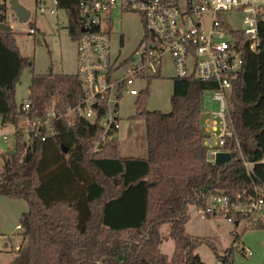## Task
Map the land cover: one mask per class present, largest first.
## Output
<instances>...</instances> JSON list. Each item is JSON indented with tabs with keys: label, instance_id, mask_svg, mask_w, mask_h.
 Segmentation results:
<instances>
[{
	"label": "trees",
	"instance_id": "obj_1",
	"mask_svg": "<svg viewBox=\"0 0 264 264\" xmlns=\"http://www.w3.org/2000/svg\"><path fill=\"white\" fill-rule=\"evenodd\" d=\"M62 1L76 41L83 24L80 2ZM259 25L262 44L257 51L244 48V64L229 90L232 135L223 149L231 157L224 164L208 160L202 111L203 94L219 84L195 75L172 77L168 112L148 108L149 85L137 95L133 118L146 124L147 156L121 155L118 136L101 142L100 125L80 115L53 119V132L44 125L45 139L36 137L33 145L19 128L14 152L0 171V195L23 198L29 209L19 224L23 244L9 264H207L197 251L202 243L227 264L236 251L247 255L238 210H232V245L222 254L207 237L188 232L187 223L190 206H205L212 193L227 194L233 205L264 199V15ZM15 37L0 21L1 122L20 127L26 116L46 119L52 107L66 111L78 103L85 94L79 74L52 70L33 73L29 110L17 103L16 85L35 60L21 53ZM245 160L252 162L251 171ZM167 223L171 255L161 249ZM250 227H264V208L244 229Z\"/></svg>",
	"mask_w": 264,
	"mask_h": 264
},
{
	"label": "built area",
	"instance_id": "obj_2",
	"mask_svg": "<svg viewBox=\"0 0 264 264\" xmlns=\"http://www.w3.org/2000/svg\"><path fill=\"white\" fill-rule=\"evenodd\" d=\"M12 0H0L1 24H8L13 31L12 21L18 18L12 8ZM20 1V0H19ZM35 14L62 9L68 15L69 9L62 6V0H33ZM78 8L83 24L76 40L78 74L82 80L85 94L75 105L66 111L52 107L47 118L24 117L20 127L12 124L8 133L14 140L15 132L23 128L26 140L33 145L34 138L41 136L40 128L47 125L53 132L51 121L63 117L80 115L86 120L100 125L101 142L117 137L120 130L119 101L125 94L138 95L134 83L140 78H152L162 72L163 55L169 53L173 58L177 75H195L201 79L216 80L218 89L213 90V98L220 100L219 110L205 116L203 125L208 134V160L216 163V154L223 149L225 138L232 135L227 121L228 102L226 91L230 90L232 79L240 72L243 64V50L247 46L252 51L260 47L259 22L264 15V0H79ZM20 3H22L20 1ZM23 4V3H22ZM4 5V8H2ZM30 10L25 4H23ZM13 12V15L7 12ZM133 11L141 15L144 34L140 44L133 52L121 58L120 51L113 52L112 35L115 12ZM241 14L244 26L236 27L229 13ZM20 21V20H19ZM30 22L25 33L36 34V19ZM83 28H85L83 30ZM96 105V106H95ZM29 110L27 100L23 104ZM0 124L4 125L1 120ZM7 140V134H3ZM45 139V135L41 136ZM96 147L99 149L100 143ZM8 146L0 151V171L10 157ZM14 152V151H13ZM248 171L251 161L245 160ZM233 208L243 215L245 226L255 224L263 212L264 199L256 197L248 205H233L227 194L212 193L206 205L197 208L201 218L224 216L234 222ZM20 227V225L18 226ZM247 254H252L246 248ZM217 264H227L217 259Z\"/></svg>",
	"mask_w": 264,
	"mask_h": 264
},
{
	"label": "rangeland",
	"instance_id": "obj_3",
	"mask_svg": "<svg viewBox=\"0 0 264 264\" xmlns=\"http://www.w3.org/2000/svg\"><path fill=\"white\" fill-rule=\"evenodd\" d=\"M32 11V19H36V34L25 33L30 22L12 21L15 32V42L24 56L34 58L33 68L26 67L16 85L17 103L26 102L29 97V85L33 73H46L52 70L54 73L74 74L78 72L77 43L71 37L68 30L69 18L62 9L56 12L46 11L44 14H35L33 0H20ZM8 14L13 12L8 11ZM232 24L236 27L244 26L241 14L229 13ZM112 35L113 52L120 51L121 58L126 57L140 44L144 34V26L141 15L133 11L115 12ZM123 39V42L121 40ZM177 70L169 53L163 55L161 77L140 78L134 85L143 89L149 85L147 106L150 109H160L168 112L171 110V95L173 92V76ZM213 90H207L202 96L203 116L212 115L211 112L219 110L220 100L214 99ZM229 103V90L226 91ZM137 95L125 94L119 101V153L123 156H147V129L144 120L135 119ZM13 129L12 125L0 124V151L8 153L14 151V140L8 133ZM7 134V140L4 135ZM29 209V203L23 198H11L0 195V264H9L17 255V248L23 244V228L21 224L23 212ZM235 222H230L224 216H211L201 218L195 206H190V219L187 223V231L201 237H207L215 246L219 254L224 253L232 245V230ZM245 228V222H240L238 231L241 232L242 241L252 254L244 255L238 251L234 254L231 264H264V227ZM169 225L161 227L164 239L161 244L163 252L171 255L174 248L173 239L169 236ZM25 244V242H24ZM198 253L207 264H217V256L213 247L202 243Z\"/></svg>",
	"mask_w": 264,
	"mask_h": 264
},
{
	"label": "water",
	"instance_id": "obj_4",
	"mask_svg": "<svg viewBox=\"0 0 264 264\" xmlns=\"http://www.w3.org/2000/svg\"><path fill=\"white\" fill-rule=\"evenodd\" d=\"M12 8L16 11L18 18H20V21H26L29 19L30 16V10H28L22 3H20L19 0H12ZM2 8H4V5H2ZM1 27L4 31H12V28L8 24H1ZM85 28H83L84 30ZM96 106V105H95ZM67 149H65L66 151ZM231 157V154L229 151H219L216 154V163L218 164H224L227 162Z\"/></svg>",
	"mask_w": 264,
	"mask_h": 264
},
{
	"label": "flooded vegetation",
	"instance_id": "obj_5",
	"mask_svg": "<svg viewBox=\"0 0 264 264\" xmlns=\"http://www.w3.org/2000/svg\"><path fill=\"white\" fill-rule=\"evenodd\" d=\"M121 42H123V39L121 40Z\"/></svg>",
	"mask_w": 264,
	"mask_h": 264
},
{
	"label": "crops",
	"instance_id": "obj_6",
	"mask_svg": "<svg viewBox=\"0 0 264 264\" xmlns=\"http://www.w3.org/2000/svg\"><path fill=\"white\" fill-rule=\"evenodd\" d=\"M19 226V225H18Z\"/></svg>",
	"mask_w": 264,
	"mask_h": 264
}]
</instances>
